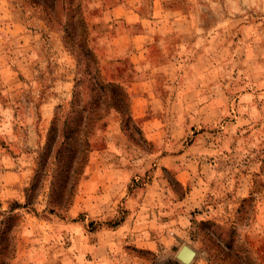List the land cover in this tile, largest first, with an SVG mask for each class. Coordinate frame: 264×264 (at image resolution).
I'll return each mask as SVG.
<instances>
[{
    "label": "rangeland",
    "instance_id": "1",
    "mask_svg": "<svg viewBox=\"0 0 264 264\" xmlns=\"http://www.w3.org/2000/svg\"><path fill=\"white\" fill-rule=\"evenodd\" d=\"M264 264V0H0V264Z\"/></svg>",
    "mask_w": 264,
    "mask_h": 264
},
{
    "label": "water",
    "instance_id": "2",
    "mask_svg": "<svg viewBox=\"0 0 264 264\" xmlns=\"http://www.w3.org/2000/svg\"><path fill=\"white\" fill-rule=\"evenodd\" d=\"M175 256L181 263L187 264L193 256V250L188 246L182 245Z\"/></svg>",
    "mask_w": 264,
    "mask_h": 264
}]
</instances>
